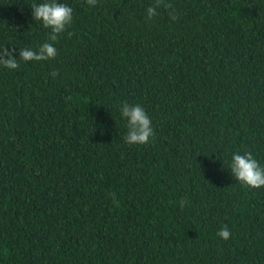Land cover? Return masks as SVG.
I'll list each match as a JSON object with an SVG mask.
<instances>
[{
    "label": "trees",
    "instance_id": "trees-1",
    "mask_svg": "<svg viewBox=\"0 0 264 264\" xmlns=\"http://www.w3.org/2000/svg\"><path fill=\"white\" fill-rule=\"evenodd\" d=\"M39 2L0 0V48L48 39ZM59 2L57 55L0 67V264H264V187L227 163L264 165V0Z\"/></svg>",
    "mask_w": 264,
    "mask_h": 264
},
{
    "label": "clouds",
    "instance_id": "clouds-1",
    "mask_svg": "<svg viewBox=\"0 0 264 264\" xmlns=\"http://www.w3.org/2000/svg\"><path fill=\"white\" fill-rule=\"evenodd\" d=\"M95 0H88L89 5H93ZM31 15L35 21L40 22L45 29H49L48 39L38 45L31 47L9 50L7 47L0 48V67L13 70L18 68L19 60L44 61L54 58L57 55L55 41L63 33L67 26L73 21V8L68 3H61L59 0H42L33 3ZM147 17L151 19L157 12L155 7H148ZM17 50L19 56L17 58ZM120 117L126 121L127 130L124 140L128 144H145L154 135L151 118L143 106L140 104L123 103L119 106ZM228 169L236 181L251 188L264 187V165H262L250 151H234L228 160ZM184 201H181L183 206ZM217 235L228 240L230 230L225 225L221 227Z\"/></svg>",
    "mask_w": 264,
    "mask_h": 264
}]
</instances>
